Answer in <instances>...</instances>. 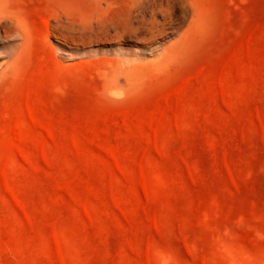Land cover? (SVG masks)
Segmentation results:
<instances>
[{
  "label": "rangeland",
  "instance_id": "obj_1",
  "mask_svg": "<svg viewBox=\"0 0 264 264\" xmlns=\"http://www.w3.org/2000/svg\"><path fill=\"white\" fill-rule=\"evenodd\" d=\"M151 1L0 0V264H264V0Z\"/></svg>",
  "mask_w": 264,
  "mask_h": 264
},
{
  "label": "bare ground",
  "instance_id": "obj_2",
  "mask_svg": "<svg viewBox=\"0 0 264 264\" xmlns=\"http://www.w3.org/2000/svg\"><path fill=\"white\" fill-rule=\"evenodd\" d=\"M139 2V1H138ZM142 5V4H141ZM145 5V4H144ZM150 7H151V11H152V16L149 19V25L151 26L150 30H157L159 31V27L164 26L166 22V20L171 16H173V11L175 10V1L174 0H152L150 2ZM174 9V10H173ZM177 9V7H176ZM144 12V11H143ZM179 12V11H178ZM177 14V13H175ZM140 15V14H139ZM180 15V14H179ZM158 16H161L163 22H160L158 20ZM18 17L15 14L9 13L7 11H5L4 9L0 8V38H5V37H1V33H7L11 27H15V29L17 31H20L21 29L19 28L18 25ZM147 21V20H146ZM140 22V21H139ZM143 24V23H142ZM168 24V23H167ZM177 24V23H176ZM194 24V21H191V24H189V28L187 29V31H184L185 33L182 34L181 38H185L186 35L188 34V32L190 31V29H192V26ZM148 25V26H149ZM169 25V24H168ZM173 28V27H172ZM165 29V27H164ZM168 29V28H167ZM146 31V30H145ZM149 34V33H148ZM187 38V37H186ZM185 40V39H184ZM184 40H180V41H184Z\"/></svg>",
  "mask_w": 264,
  "mask_h": 264
}]
</instances>
